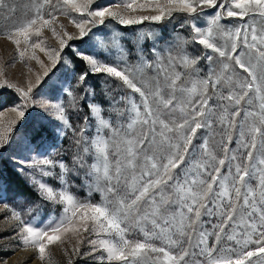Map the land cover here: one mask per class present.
<instances>
[{
	"label": "snow or ice",
	"instance_id": "1",
	"mask_svg": "<svg viewBox=\"0 0 264 264\" xmlns=\"http://www.w3.org/2000/svg\"><path fill=\"white\" fill-rule=\"evenodd\" d=\"M28 11L23 21L13 20L16 6L0 17V38L21 61H35L39 68L34 72L26 63V83L20 86L0 66V88L18 94L8 109L15 119L0 126V152L13 145L14 129L37 108L46 119L55 109L58 134L71 130L76 150L71 167L64 157L53 160L52 153L32 155L35 141L50 130L42 121L25 129L16 147L28 156L14 159L40 202L24 200L17 208L0 201V211L10 212L4 220L15 221L13 239L39 264H54L51 247L63 248L69 240L74 243L64 249L67 264H264V0H30ZM175 14L182 18L179 28H191L190 38L177 32L161 48L160 33L138 32L130 63L133 53L121 29L172 23ZM109 22L119 27L106 40H94ZM45 30L58 47L39 39ZM189 45L204 51L194 56ZM68 49L86 70L75 89L58 82L53 90L71 97L78 119L87 109L75 125L63 102L37 99ZM202 61L206 77L200 76ZM177 68L188 70L191 87L182 84L185 73ZM89 76L111 85L100 103L89 100L96 95L86 86ZM101 103L114 114L110 119L102 117ZM57 166L58 188L37 180V172L51 176ZM81 175L84 199L72 191ZM96 192L100 200L94 202ZM49 204L53 215L37 219V210ZM133 230L143 239H129Z\"/></svg>",
	"mask_w": 264,
	"mask_h": 264
},
{
	"label": "rangeland",
	"instance_id": "2",
	"mask_svg": "<svg viewBox=\"0 0 264 264\" xmlns=\"http://www.w3.org/2000/svg\"><path fill=\"white\" fill-rule=\"evenodd\" d=\"M101 3H112L114 0H100ZM5 5H8L9 7H5ZM11 6L17 7V12L15 16L13 17L14 21H23L25 18L26 13L28 15H31V11H28L30 7V0H2V3H0V17L6 16L9 14V8ZM32 11H34V8H32ZM177 15V20L173 21L172 23H167L164 25H155L151 24L149 22H145L143 25L139 26H131L127 29H121L124 36L126 37L123 41L124 46L129 49L133 55L129 57L130 63H135V35L138 32H147L150 28L155 30L156 32L160 33L162 36V39L159 40V47L163 48L165 46V42L169 41L171 37L179 32L181 35H183L186 38H190L191 28L186 27L184 29L179 28V24L182 23V18ZM58 19L60 22L64 23L67 29L71 31H75V29L72 27V25L68 22V19L64 16H58ZM239 23V21H237ZM201 26H203V22H201ZM115 22H109V27L105 28L101 26L97 30V35L93 38L94 40L100 39L101 37H104L105 40L109 35H111V29L117 28ZM5 28V23L0 20V30H3ZM36 39V38H34ZM39 39L45 40L46 46L52 48V47H58V44L55 40V38L52 36L51 32L45 30L43 33V36L39 37ZM142 46L145 49V52L147 53L148 50L151 48V40L146 39L142 42ZM77 47L83 49L84 45L77 42ZM71 49L66 50V52H69V55H65L62 59V62L57 65L56 68L52 70L53 74L51 75V78L47 81L46 84H44L43 87L39 89V96H37V99H43L48 100L49 98H56V102H63L67 115L70 117V123L72 124H82L83 121V115L87 112V109H84L79 114V119L77 118V115L73 112L72 106H71V97L67 95L64 91H54V87L58 86V82H63L65 84V88L72 86L75 89V81L78 77V75L86 70V65H84L79 59H76L74 55L70 53ZM188 51L192 55H199L202 51L201 46H188ZM37 55L41 56V59L46 58L43 57L42 53H37ZM150 55V53H149ZM29 63L33 71L36 72L39 70L38 66L35 64V61H21L18 54L15 53L14 46L11 45L8 41L0 38V66L4 67L6 78L15 84H18L20 86H24L26 83V74H27V67H25V64ZM201 77H206L207 75V62L202 61L200 64ZM177 71H180L182 73H185V75L182 77V84L186 87H191V77L187 75V71L183 68H177ZM152 75L151 72L145 74L141 79L147 81L148 78ZM244 75V74H242ZM34 79V77H33ZM161 83H163V80H161ZM119 84V82H117ZM152 86H154L155 82L151 81ZM86 86H90L88 88V91L91 93L92 89H95V98L92 99L91 96L89 97V100L93 103H100L103 99L102 93L111 85H105L102 80L97 76H89L86 82ZM120 89H117L119 91ZM124 91H130L127 89H124ZM211 91V90H210ZM17 95L14 90L12 89H6V88H0V126L7 125L9 121L15 119V114L8 111L9 107L14 104L17 100ZM77 97H83L84 93L82 90H76ZM136 99L139 100L138 95L136 96ZM88 100H85L84 103H88ZM22 103V101H21ZM42 109H34L31 110L25 120L23 122V126L19 128V131L15 132L14 136V143L12 146L4 150L3 152H0V201L3 203H6L10 206H15L17 208L20 207L21 203L24 200L30 201L33 205L39 203L40 201L36 196L34 197H27L22 196L20 194L15 193V191H9L6 187L7 184L3 180L2 173L5 171V167H10L13 171L16 172V174L22 179L23 182L26 183L28 187H30L28 183V177H26L24 174L18 171L17 165L15 162L14 157L17 156L19 158H27L28 154L18 151L16 147V143L19 142L22 134L24 133L25 129L32 126L37 121H42L50 130V134L45 133L44 137L42 139H38L33 144L34 152L32 155H35L37 152L41 153L43 155H49V153H52L51 158L53 160H59L61 157L65 158V163L71 167L72 160H73V153L75 152V145L72 143V133L71 130L68 131L67 136H63L58 134L57 128L60 125V122L56 120L55 115V109L52 110L51 113L48 114L47 119L42 115L41 113ZM90 114V113H88ZM91 115V114H90ZM101 115L104 119H110L114 114L112 113L111 109L108 107L106 103H101ZM93 125H96L97 121L95 118L92 120ZM220 129H217V132H219ZM220 139L219 135L215 137L216 142H218ZM54 146V148H53ZM235 146L234 144L232 145ZM218 156H222L223 153L219 148L215 149ZM56 153H59V155H56ZM91 158L89 159V163H91ZM60 173V169L57 166L53 170V175L51 176H43L42 173L37 172L36 178L37 180L46 182L48 185L53 186L54 188L59 187V181L55 178L56 175ZM82 183V175L80 178H76L72 181L73 187L72 191L77 195L79 199H84L87 196V189L81 188ZM254 183V182H253ZM31 188V187H30ZM32 189V188H31ZM33 190V189H32ZM92 199L94 202L100 200V193L96 192L93 193ZM3 203H0V208H3ZM61 209H57V214L59 213ZM39 212V216L37 219L46 221L49 216L53 215L52 212V205H43L42 210H37ZM9 215L10 212L5 213L0 211V264H39V262L32 256L31 251L25 250L22 246H20L19 242L15 239H13V233L11 231V225L15 223V221L4 220V216ZM25 219H28V216L26 215L24 217ZM34 223L36 221H33ZM129 239H143L142 235H140L136 231H132L130 235L128 236ZM74 243L73 240H69L65 243L63 248L53 246L51 247V254H52V260L54 264H67V257L64 255V249H71L72 244ZM158 245L160 244L159 241H156Z\"/></svg>",
	"mask_w": 264,
	"mask_h": 264
},
{
	"label": "trees",
	"instance_id": "3",
	"mask_svg": "<svg viewBox=\"0 0 264 264\" xmlns=\"http://www.w3.org/2000/svg\"><path fill=\"white\" fill-rule=\"evenodd\" d=\"M3 180L7 184V189L11 191H15V193L20 194L22 196L34 197V191L26 185L25 182L13 171L10 167H5L4 173H2Z\"/></svg>",
	"mask_w": 264,
	"mask_h": 264
}]
</instances>
